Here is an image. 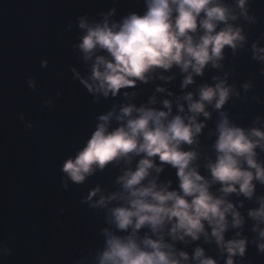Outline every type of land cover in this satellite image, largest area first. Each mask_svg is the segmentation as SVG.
<instances>
[{"label": "clouds", "instance_id": "1", "mask_svg": "<svg viewBox=\"0 0 264 264\" xmlns=\"http://www.w3.org/2000/svg\"><path fill=\"white\" fill-rule=\"evenodd\" d=\"M143 5L119 16L116 7L80 15L67 25L79 29L72 48L85 67H70L73 79L94 102L114 103L63 160L62 187L119 173L111 188L97 183L81 199L105 226L102 246L75 264H251L250 247L264 254V114L243 125L229 106L264 99L249 95L253 79L230 82L235 68L226 61L229 53L250 52L264 77V34L253 40L249 31L259 22L253 0ZM209 70L217 73L211 83H198ZM177 75L179 95L167 87ZM157 80L153 95L137 104V87ZM168 167L178 184L162 179ZM246 202L254 206L243 211ZM11 251L0 245V257Z\"/></svg>", "mask_w": 264, "mask_h": 264}, {"label": "water", "instance_id": "2", "mask_svg": "<svg viewBox=\"0 0 264 264\" xmlns=\"http://www.w3.org/2000/svg\"><path fill=\"white\" fill-rule=\"evenodd\" d=\"M143 6V0H0V245L12 250L8 258L0 257V264H75L80 256L102 246L99 231L105 226L104 217L81 199L97 183L111 188L118 170L98 173L86 184L65 190L60 169L63 160L83 145L97 115L114 102H94L73 79L70 67L82 72L85 67L72 48L79 29L69 31L67 25L80 15L96 17L111 7L118 9L119 16ZM252 9L259 18L249 26L254 40L264 34V0H253ZM250 56V52L236 58L228 54L226 66L235 68L230 82L239 85L253 79L256 87L249 95L264 99V77L258 75L261 65ZM214 74L207 71L198 83H211ZM29 80L34 81V89ZM180 80L177 75L167 85L177 95ZM160 83L139 85L135 102H147ZM156 95L158 100L165 98ZM229 108L243 125L264 114V104L251 100ZM214 122L215 116L209 128ZM202 141L206 146L212 143L207 131ZM162 179L178 184L171 167ZM252 206L246 202L243 211ZM208 247L214 251V246ZM247 259L264 264V254L254 246Z\"/></svg>", "mask_w": 264, "mask_h": 264}]
</instances>
